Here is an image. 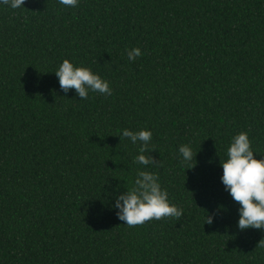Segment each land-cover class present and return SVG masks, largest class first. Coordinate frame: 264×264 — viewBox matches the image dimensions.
<instances>
[{"label": "trees", "instance_id": "16d2710c", "mask_svg": "<svg viewBox=\"0 0 264 264\" xmlns=\"http://www.w3.org/2000/svg\"><path fill=\"white\" fill-rule=\"evenodd\" d=\"M22 6H0V264H264V231L236 227L219 166L241 131L264 156V0ZM63 59L111 95L65 94L52 73ZM124 128L151 130L147 170L179 219H118L113 190L145 170ZM180 144L197 151L191 169Z\"/></svg>", "mask_w": 264, "mask_h": 264}, {"label": "clouds", "instance_id": "9594fccd", "mask_svg": "<svg viewBox=\"0 0 264 264\" xmlns=\"http://www.w3.org/2000/svg\"><path fill=\"white\" fill-rule=\"evenodd\" d=\"M64 8H76L79 0H57ZM24 0H0V6L10 9L22 8ZM127 59L134 61L142 55L139 47L125 48ZM58 80L60 89L66 94L70 89L74 90L80 100L88 99L90 92L109 96L112 89L109 82L98 73L86 66H76L69 59H63L52 72ZM120 139L127 138L131 144L139 145L133 162L145 166V170H137L132 187L125 188L123 192L114 189V204L119 220L128 226L141 224L150 219L159 220L162 217L179 219L183 215V209L171 203L168 193L161 187L158 176L154 171L147 170V166L159 165L149 155V144L152 132L148 128L130 130L124 128L120 131ZM178 160L182 165H189L187 169L194 167L196 152H193L189 144H180L177 148ZM257 153L251 147L249 135L241 131L232 136L226 148V156L219 160L222 169L220 181L224 190L234 202H237L238 219L236 227L239 230L255 228L264 231V156L256 158ZM258 154V153H257ZM223 210V205L217 206ZM206 223L211 224L213 215H206ZM258 246L264 247V241Z\"/></svg>", "mask_w": 264, "mask_h": 264}]
</instances>
